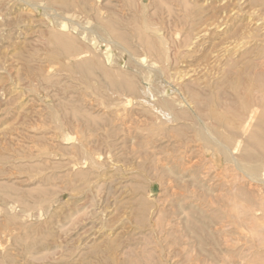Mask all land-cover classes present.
<instances>
[{"label":"rangeland","instance_id":"374dc122","mask_svg":"<svg viewBox=\"0 0 264 264\" xmlns=\"http://www.w3.org/2000/svg\"><path fill=\"white\" fill-rule=\"evenodd\" d=\"M0 264H264V0H0Z\"/></svg>","mask_w":264,"mask_h":264},{"label":"bare ground","instance_id":"6f19581e","mask_svg":"<svg viewBox=\"0 0 264 264\" xmlns=\"http://www.w3.org/2000/svg\"><path fill=\"white\" fill-rule=\"evenodd\" d=\"M168 106V105H167Z\"/></svg>","mask_w":264,"mask_h":264}]
</instances>
